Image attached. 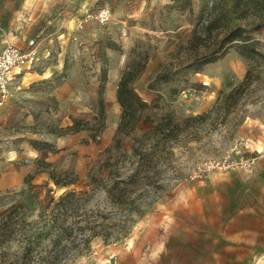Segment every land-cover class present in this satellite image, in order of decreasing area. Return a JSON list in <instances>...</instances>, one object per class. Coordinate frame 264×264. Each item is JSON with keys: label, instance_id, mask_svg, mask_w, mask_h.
<instances>
[{"label": "rangeland", "instance_id": "rangeland-1", "mask_svg": "<svg viewBox=\"0 0 264 264\" xmlns=\"http://www.w3.org/2000/svg\"><path fill=\"white\" fill-rule=\"evenodd\" d=\"M210 1H193L194 13L186 10L183 18L171 16L169 4L129 16L131 8L122 9V0H97L80 13L74 9L66 14L63 2L45 8L23 0L20 9L18 1H11L4 11L0 48L8 44L34 48L37 63L23 72L41 70L46 75V67L53 71L31 84L23 72L12 81L9 87L19 86L22 109H17L10 125L0 126V160L6 162L0 164V177L8 169L21 173L0 185V212L21 206L28 221L36 219L39 205L49 196L72 189L91 192L88 182L118 138L121 107L108 74L122 73L139 61L149 63V69L142 70L146 78L141 87L134 83L149 104L142 117L155 123L170 114L182 123L187 116L208 112L256 65L257 76L226 118L213 113L194 122L164 151L156 163L160 187L132 214L128 234L111 242L94 237L87 249L76 255L70 252L61 264H261L264 260V57L248 58L232 47L199 71L184 67L193 50L190 39L196 17L201 5ZM103 5L112 10L106 24L89 19L77 27L86 11ZM254 36L256 48L264 54V27ZM158 72L165 76L153 81ZM59 86H64L63 98L51 103L57 116L41 119L36 113L37 119L26 122V108L44 105L48 99L43 91ZM74 121L71 131L68 126ZM150 126L140 120L131 134L119 136L123 148ZM70 133L77 135L82 148L49 149L51 156L57 154L53 160L36 156L22 144L40 148L38 139ZM8 163L12 165L6 170L3 166ZM54 179L67 184L56 185ZM92 196L89 206L102 203V190ZM16 249L13 243L9 252ZM11 259L0 264H10Z\"/></svg>", "mask_w": 264, "mask_h": 264}, {"label": "trees", "instance_id": "trees-1", "mask_svg": "<svg viewBox=\"0 0 264 264\" xmlns=\"http://www.w3.org/2000/svg\"><path fill=\"white\" fill-rule=\"evenodd\" d=\"M180 9L194 13L191 0H183ZM233 18L236 21L232 22ZM262 27L264 0L205 2L196 17L190 39L193 50L184 67L199 71L203 65L222 58L232 47L248 58L264 57L256 48L254 36V32ZM145 65V61L135 63L124 70L118 80L116 99L121 107L116 128L118 138L107 148L108 157L91 176L88 182L91 192L72 189L57 197L49 196L39 205L33 221L24 218L21 206L0 212V261L7 262L12 258L10 264H61L70 252L76 255L87 249L94 237L111 242L126 236L132 214L160 187L155 178L156 163L168 146L181 133L193 128L196 121H203L213 113H221L226 118L257 76L256 65L250 66L243 78L222 94L208 112L187 116L182 123L174 121L170 114H164L152 123L149 117H142L149 104L134 87ZM164 76L158 72L153 81ZM100 102L102 107L101 97ZM140 120L151 126L140 137L133 138L130 147L123 148L119 136L131 134ZM74 125L75 121L68 128L73 131ZM54 183L67 184L59 179H54ZM98 190H102V205L96 203L98 205L92 208L88 200ZM13 243L17 249L10 253Z\"/></svg>", "mask_w": 264, "mask_h": 264}, {"label": "crops", "instance_id": "crops-1", "mask_svg": "<svg viewBox=\"0 0 264 264\" xmlns=\"http://www.w3.org/2000/svg\"><path fill=\"white\" fill-rule=\"evenodd\" d=\"M14 1V3H16L18 1V7L21 9L22 5H23V0H5V3H3V0H0V23L3 21V14L4 11H6L7 9H9L11 7L10 2ZM97 0H32V2L38 3L39 5H41L42 7L45 8H52L54 7L57 3L63 2L64 6V13H69L70 11H73L74 9H77L78 12H82L83 9L95 4ZM182 0H122L121 5L122 9L125 7H130L131 8V12L128 13L129 16L133 15V14H137V16L142 15V13L144 12V10L146 8H153V7H157V6H161L164 4H169V6L172 9V14L171 16L177 18L178 16H180L181 18H183L186 14V10H181L180 9V3ZM192 4L193 1H197V0H191ZM16 5V4H15ZM194 7V5H193ZM3 47V46H2ZM1 47V48H2ZM0 48V49H1ZM159 53L155 54V62H157L156 60H159ZM37 63V61L35 62V64L33 66H35ZM31 66V67H33ZM30 68V67H29ZM28 69V68H27ZM149 69V63H146L145 67H144V71ZM46 72L47 74L45 75L43 73V71H37V70H31V71H26L23 72V77L25 76V74H29V79L27 81V83H33L36 82L37 80H43L45 78H47L48 76H51L53 71H51L50 67H46ZM142 73V72H141ZM140 73V74H141ZM32 74H37L38 77H30L32 76ZM122 73H118V74H112L107 76V80L109 85L111 84L113 90L114 87L116 89L117 87V83L118 80L120 78ZM139 74V75H140ZM142 73L140 76L137 77L136 79V83L139 82V87L140 84H142V81L144 78ZM145 75V74H144ZM21 77V76H20ZM22 77V78H23ZM138 80V81H137ZM50 82V81H49ZM135 83V84H136ZM20 85H24V82H21ZM19 86H11L9 87V91H10V95L7 98L8 100H6V102L4 103V105L2 106L1 110H0V126H8L11 124V121L14 118V115L17 111V109H22L20 108V104H21V100L20 97L18 96L19 92L16 91ZM49 85H48V89H49ZM64 86H59L58 88H54L52 90H48V91H43L45 92L48 102H45L44 105L42 106H38V107H29L28 109L26 108V114L24 117V120L26 122H29V120H33V119H37L36 118V113L41 116L43 118H45V115H55L57 116L58 113H56V108L51 106V103L53 104L54 102L59 100H62L63 98V88ZM136 88V87H135ZM137 90V89H136ZM116 92V90H115ZM138 94L145 100L147 101V98L144 97L138 90H137ZM49 101H50V105H49ZM34 103V102H33ZM35 106V105H34ZM31 108V109H30ZM48 117V116H47ZM76 132V131H75ZM40 140V142H38V144H40V148H33L30 143L24 142L22 143L25 150H29L30 151V147L33 149L34 154L39 155V156H45L46 160H53L56 158L57 154H54L51 156V153L49 151V149H61V148H65V149H74V148H78L81 149L82 146L77 144V135L76 134H59L58 136L52 138V139H38ZM10 147H12V144H10ZM15 151V150H13ZM62 151V150H60ZM4 160H0V164L4 163ZM6 163V162H5ZM10 163H8L6 166H3L4 168H10ZM5 172L2 174V176L0 177V185L1 186H5L7 184H9L12 180L17 179L18 176H21V173L16 172L15 170H10Z\"/></svg>", "mask_w": 264, "mask_h": 264}, {"label": "built area", "instance_id": "built-area-1", "mask_svg": "<svg viewBox=\"0 0 264 264\" xmlns=\"http://www.w3.org/2000/svg\"><path fill=\"white\" fill-rule=\"evenodd\" d=\"M111 14V8L106 5L88 10L82 19L77 21V27H82L89 19L104 25L109 21ZM36 61L37 54L34 48L24 49L18 45L8 44L0 49V110L9 96V85L21 76L25 68L33 66Z\"/></svg>", "mask_w": 264, "mask_h": 264}, {"label": "bare ground", "instance_id": "bare-ground-1", "mask_svg": "<svg viewBox=\"0 0 264 264\" xmlns=\"http://www.w3.org/2000/svg\"><path fill=\"white\" fill-rule=\"evenodd\" d=\"M261 262H262L261 264H264V260H262Z\"/></svg>", "mask_w": 264, "mask_h": 264}]
</instances>
